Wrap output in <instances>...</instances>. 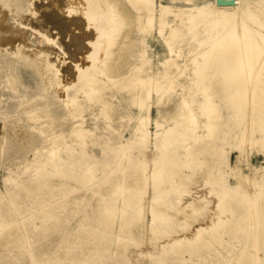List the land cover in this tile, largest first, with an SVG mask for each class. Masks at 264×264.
<instances>
[{"label":"rangeland","instance_id":"374dc122","mask_svg":"<svg viewBox=\"0 0 264 264\" xmlns=\"http://www.w3.org/2000/svg\"><path fill=\"white\" fill-rule=\"evenodd\" d=\"M9 1V5L7 6L10 9L11 6V8H15V4L12 3H16L19 0H14L15 2L13 0ZM21 1L26 4H24V6L30 8L29 9L26 7L24 10H22L23 12L21 11L22 14H18L22 17L26 16L24 18L33 16V14H31L33 13L32 10L34 11L35 7L41 2L40 0ZM154 2L156 8H158V5L161 4L173 7L177 6L180 8L185 7L186 11L188 10V7L190 8L191 4H199V7H201L202 10L205 9V15L208 17L209 15H215L216 18L221 16V14L219 15L218 13V7L221 6L231 8L229 12L224 14V18H230L232 11L233 13L235 12L232 17H234L236 21H240L245 15L243 13L245 10L240 11L238 7L240 0H154ZM249 2L250 3H247L246 1L242 2L241 8L245 7V9H247L248 7L249 14L253 12V15L255 14L254 16L259 15L263 17L261 14H264V2H260V0H249ZM203 4H205V7H202ZM1 5H3V3L0 0V16L3 17V15H6L8 21H12L14 18V9H10V11L9 9H6L8 8L7 6ZM66 9H68V7H66ZM27 11L30 13H27ZM188 12L190 13L191 9L188 10ZM74 15L77 18H81L79 15L73 13V16ZM186 16L188 17V15ZM202 17H200L198 20L196 19L198 22L197 28L192 25L196 30L201 29L206 18L208 19V17L205 16L206 18L203 20ZM221 19L223 18L221 17ZM166 21L169 22L170 25H176L180 23V21L175 20L171 14L167 15ZM196 21L193 23L186 21V23L190 25H187L188 27L186 26L187 30L179 25L175 31L176 34H174L175 37L173 40L171 39L174 35L170 33V30L165 26L166 28L164 29V33L165 35L169 36L168 39L172 42V45L170 41L166 40L167 43H169L166 44V41L159 37L157 34V29L154 27L149 28L145 24L143 26L138 24V33H136L138 40H134L135 42L133 40H127L132 44L134 43V46L131 47L130 51L138 50L136 51L138 52V58L139 53L144 48V55L148 60L145 65L147 66L148 70L151 71V73L146 76L143 75L145 81L147 78H151L149 81H146L148 88L151 85L148 90V94L150 96L147 95L148 99L147 97L145 99L149 101H146V103L152 102L156 96L155 89L153 91L152 88L154 85L153 81L155 79V77L152 76V73L157 71V67H159V70L163 69L160 67V65L165 57L169 58V60L171 59L168 62L169 68L167 70L171 74L172 72L175 73H173L174 75L172 74V77L175 79H173L175 81L174 83L177 85L175 86L174 91L180 93V97H182V94L184 95L182 98H185V100L188 102V105H190V108H192V111H194L192 113H194L195 116V121L191 122L192 124H189V128L184 129L187 133H190L191 137V139H188L186 142H184L187 143V145L193 144L192 137L194 135H200L202 133L206 134V130L200 126L203 124V122H205L206 117L200 112L201 110L199 102L204 101L205 95L209 94L211 95L210 97L212 100L210 101L211 105L222 104L218 94H216L215 91L213 92L212 88H208L206 92H203L198 90L196 87H193L191 84L192 80L190 79L192 78V75L190 73L192 70L190 69L194 66V60L196 59V62L201 60L202 52L199 50L203 51L208 46V40L207 42L204 40L206 38L204 35H207L206 33L200 32L196 38L192 35L195 31H189V29L192 28L191 24L195 25ZM251 21L252 22L249 23L250 20H246L245 24H248L253 29H257V25L253 23V20ZM237 25L240 31V25ZM83 29L84 28L74 31V36L81 38L82 35H87L89 33L88 29ZM262 31L264 33V28ZM51 32L55 31L52 30ZM51 32L48 30L46 34L48 35L50 33L49 35H51ZM186 32H188V37ZM30 35H33V33ZM30 35L28 36V40L32 42L31 45H33V47L37 46L39 39L38 36L35 34L34 36ZM190 36L194 38H189ZM50 37V39H54V45L57 46L56 48H58V51H60L58 52L59 56L65 59V65L58 63L62 61L59 56H57L53 62V54H51L49 59L52 63H55V65L57 63L59 67L63 69L65 68L64 66L68 67L69 63L74 64L80 62L77 59V54L75 57L71 55V51H67L66 49V45L68 44L66 42L71 39V35L69 36V39L67 38L65 40V42H62V40L59 38V35L55 36V33H52ZM117 42L118 40H114V43L108 47L109 51L116 48ZM8 47L10 46H7V49ZM169 47L173 48L176 53L178 52V57H173V55L169 53ZM4 48L6 47H0L1 50ZM81 49L84 51L83 48ZM1 50L0 70H4V62L1 58L3 56V52ZM7 51H10V53L14 52L13 48L11 49V47ZM194 51L196 52L194 53ZM196 53L200 55V57H198ZM66 55H71L70 60L72 62H69V57ZM251 56L252 54L250 57ZM172 57L174 59H172ZM172 61L174 64H176V67L175 65L172 66ZM246 61H243L246 68L243 71L244 73L246 72V74L243 73V77L246 75L247 79H243L242 76L240 79L242 78L243 81H248L246 83H248L250 86V79L253 71L247 77V71L249 69L247 67L249 62ZM139 63L140 62L138 60V64ZM71 66L72 65H69L68 69H71ZM180 69H182V71ZM179 71L181 72L179 73ZM16 72L21 83H13L8 74H6L4 71L0 72V207H4L6 211L8 210L9 212H12L10 221L11 223L9 222V224L17 225L15 230H13L15 232L18 230L19 231L17 233H11V231H13L11 230L6 233V236H12L13 233L18 236V241L16 240L9 246L3 245L0 240V264H193L198 262V260L201 261V264H237L238 261H235L236 255L233 257V260L230 261L229 256L233 253L238 254L236 249H240V246L244 250L249 251L252 255L257 253L256 256L259 255L263 257L264 120L261 123L260 128L257 127L258 129L256 128L252 132L251 128L248 126L249 124L247 125L248 127L245 125L246 123H249L246 121H249L250 119L247 114L250 116L251 113L249 109L251 108L252 102L250 99H247V96L251 93V89H249V87H247L245 90L247 93L250 91L248 95L244 91L245 99L242 110H245L244 113L246 112L244 114L245 118L240 123V125H238L244 126V130H242L241 134H238V129L234 127L236 125H233L231 120V115L229 114L230 110H223L221 115L224 116L226 124H224V129L222 131L225 130L226 137L222 142L216 140L217 137L222 136L221 133H217V135L214 137L215 139L211 137H205L202 142L205 143L206 141H210L211 144L213 143L214 147H218L219 149L217 148V150H214L211 154H207V152L200 154L198 157L199 163L196 164L195 162H192L191 157L187 156L186 161L190 164L188 166L187 164L186 166H183L184 164H182V162H185L183 157L184 150L179 145V142L182 141V138L179 135H170L164 141V143H162V146H170L171 148L169 149H176L174 154L178 159V166H176V170L173 169V171H171L172 175L167 178V180L164 178L161 179L162 172L160 173V168L159 171L158 169L155 171V169H153L151 166L149 159V153L155 150V132L157 130L160 132L161 129L171 125L169 122L164 123L161 126L162 128L160 127L161 129H156L154 127V120L158 117L157 109L154 106L150 105L148 111H146L144 107L139 108L138 104L129 105V103L126 101V93L123 91H115L118 99H122V107H125L128 116L125 117L123 121H121L124 123L123 132L121 134L122 136L119 139L113 138L108 140L110 135H108L106 133L107 131L103 128L105 119L99 112L98 104H95V101L92 100L89 102L87 101L84 105L85 127L86 129L90 130L91 135L85 138L83 149L75 145L73 151L81 153L82 150L86 154L84 161L82 164L80 163V166L82 169L89 168V173L87 175L84 174V180H75L70 179L66 175L62 174L60 170H55L54 167L47 166L48 168H45L44 170H38L37 172H32L31 168L33 166H31L29 169L24 168L23 164L25 162H31L34 165V155H45L46 146L39 141H34L31 146L26 145L28 143L23 137L24 133L22 134L23 129H21V126L24 125L30 128L37 126L39 129L41 126H43V123H41L42 118L34 121H28L26 119V114L23 111L24 108L19 105V98L24 95L25 91H28L29 93L35 92L42 80L33 70V68L29 67L28 65H24L22 62L16 63ZM67 78H69V76L62 77L60 82L62 85L65 84V86H61V84H59L61 87L59 85H54V87L51 85L49 87L52 88L48 87V90H56L57 94L60 95L59 90L61 89V95L65 94L63 88L67 86L70 87L69 84L72 83L70 82V79ZM68 91L71 93L70 96H72L73 90L68 89ZM76 97L77 101L82 103V94L77 92ZM262 109L264 110V104ZM138 114L146 115L148 118L147 130L149 134L148 139H145L146 142L144 140L141 141L142 139L140 136L139 140L138 136L132 132V127L137 122L136 118L138 117ZM217 114H219L218 111H215L212 114V117H216ZM121 122L117 121L116 124L121 125ZM213 122L216 123V120H213ZM41 129L47 130V127L44 126ZM235 134L236 136H234ZM18 139L21 142L20 146L25 147L26 150L24 153L21 150H18L16 152H19V155L14 154L12 157H10L5 152L4 141H7L6 143H14ZM67 143L73 145L71 140H68ZM138 149H141V153L144 155L137 153L139 152ZM69 154L70 152L62 147L53 154L52 160H54L60 167H65L68 163L67 159L72 161V157L68 158ZM177 154L179 155L177 156ZM120 155L123 156L121 157ZM134 155L137 158L132 157ZM139 160L143 164L138 163ZM147 173L148 176H146ZM42 174L47 178L43 184H38L36 182V178H33V176ZM106 175L107 180H105L102 185L97 187L96 184L98 183L99 179H102L103 176ZM170 180L171 182H169ZM173 180H177L176 185L173 186L172 189H169L171 192H168L169 197H171V199L174 201V205L176 206V208L172 209L170 212L173 218L168 224L164 226V229L159 227L153 229L149 227L151 216L149 215L150 213L148 214L147 212L151 206V197L160 190L171 188V184L175 182ZM61 182H66L67 185L70 186V189L67 192L62 193V190H60L59 184ZM237 183L240 185L238 184V187L235 188ZM226 186L233 189V191L228 192V198L235 197L233 201H237L240 204L242 203L241 205L244 208L246 207L245 224L243 225L242 229L234 231L231 235L229 233H222L219 235L221 237V241L213 242L212 239H210L212 243H209L205 247L199 244H191L187 249H184L180 246L177 247L175 245L169 246V248H167L168 251L166 252H161L158 249V244L163 236L165 237L167 235H171L172 233L176 232L177 230L179 231L182 229V227L184 228L186 226V231L185 229L183 231L185 232V235L190 238L192 228L195 224H202V226L209 228V222H211L212 217L216 216L218 212L219 215L225 216L228 212L224 209V205L215 206V204H217L216 202L218 198L215 194H209V192H221L224 188H226ZM172 190L175 191L174 194ZM194 190H198V194L203 196L200 200L201 202L208 201L209 203H205V205L201 203H195L198 202V197L196 198L197 200L192 197L191 193ZM259 191L262 193L256 199L255 194L257 192L259 193ZM43 192L48 195L40 198L39 195ZM123 194L129 197L131 200L129 204L133 207L124 203L122 199ZM177 198H181V201L179 199L178 200L180 202L176 200ZM228 198L223 199L224 203ZM187 200H192L191 202L193 203V207H188L186 210L182 211L181 207L185 206ZM194 200L196 201L194 202ZM194 203L196 205H194ZM124 205H126L125 208H123ZM197 205H203V208L201 207V210H198ZM108 209L115 211L117 214L122 209H130L132 214L136 216V220L131 222V224L127 227L128 234L123 237H119L118 235L117 237L120 238L118 240L116 239V235L119 228L120 217L119 215L113 216V219L110 221V223L107 222V219L110 216ZM193 209L195 210V213L197 212V214H194ZM100 210L101 212H99ZM198 211H202L203 213H199ZM181 212H183L182 215L185 213V216H182ZM187 212H189V214H187ZM43 215L47 217L44 221L42 220ZM138 215H144V218L138 220ZM200 215L204 216L200 217ZM192 217L194 218L193 220ZM187 218H189V220ZM174 219L175 221H173ZM203 223L206 226L203 225ZM192 224L193 226L191 227ZM2 226L0 224V234L4 233V230L2 231L1 228ZM96 236H100V239H96ZM101 236L105 237V239H103ZM102 246L105 249L103 252L99 251V248ZM254 249H256L257 252H255L256 250ZM181 251L183 252L181 253ZM256 256L254 257V260H252L253 258L251 259L252 261L250 260L251 264H259L260 260L256 259ZM250 262L248 264H250ZM263 262L264 260H261L260 264H264Z\"/></svg>","mask_w":264,"mask_h":264},{"label":"bare ground","instance_id":"6f19581e","mask_svg":"<svg viewBox=\"0 0 264 264\" xmlns=\"http://www.w3.org/2000/svg\"><path fill=\"white\" fill-rule=\"evenodd\" d=\"M1 1L4 6L9 5L10 2L9 0ZM40 1V4L35 7L34 11L31 9L33 12L31 13L33 14V16L30 15L31 17L24 18L26 16L22 17L18 15L19 13H21L22 10H24V8L27 7L24 6L25 3L21 0L17 1L16 3H12L15 4V8H11L12 6L10 7V9H14V18L12 17V21H8L6 15H3V17L0 16V47H6L2 50L0 49L3 52V56L1 58L4 62V70H0V72L4 71L6 74H8L9 78H11V81L13 83H21L16 72V63L22 62L24 65H28L29 67L33 68V70L39 75L42 80L41 84L37 87V90L35 92L29 93L28 91H25L24 95L19 98V105L24 108L23 111L26 114V119L28 121H34L42 118L41 123H43V126H41V128L44 126L47 127V130H42L41 128L38 129L37 126L31 128L24 125L21 126V129H23L22 134L24 133L23 137L28 143L26 144L27 146H31L34 141H39L45 144L46 146L45 155H34V165L31 162H25L23 164L25 169H29L31 166H33L31 168L32 172H37L38 170H44L48 167H54L55 170H60L62 174L66 175L70 179L84 180L83 176L84 174L87 175L89 173V168L82 169L80 163L82 164L86 154L82 150L81 153L73 151L75 145L83 149L85 144V138L91 135L90 130L86 129L85 127L84 105L87 101H95V104H98L100 114L105 119V124L103 128L107 131L106 133L110 135V138H108V140H111L113 138L119 139L122 136L121 134L124 128V123L121 121H123L124 118L128 115L125 107H122V99H118L116 95V92L118 91H123L126 93V101L129 103V105L138 104L139 108L144 107L146 111H148L150 105L154 106L157 109L158 113V117L154 120V127L156 129H161V126L164 123L170 122L171 124L168 127L161 129L160 132H158V130L155 132V150L149 153V159L153 169H155V171L158 169L159 171L160 168V173L162 172L161 179L164 178L165 180H167V178L172 175L171 171H173V169L176 170V166H178V159L174 154V152H176V149H169L171 148L170 146H162V143H164V141L170 135L177 134L182 138V141L179 142L180 147L184 150L183 157L185 159V162H182V164H184L183 166H186V164L188 166L190 163L186 161L187 156L191 157L192 162H195L197 164L199 163L198 157L200 154H204L206 152L207 154H211L214 150H217L218 147H214L213 143L211 144L210 141H206L205 143L202 142L205 137L214 138L217 133H221L222 136L217 137L216 140H218L219 142L224 141V138L226 137V132L225 130H222L224 129L223 127L226 123L224 120V116L221 115V112L223 110H230L229 114L231 115L233 125H236L234 127L238 129L237 133H242V130H244V126L238 125H240V123L245 118L244 114L246 112L244 113L245 110L243 111L242 108L244 106L243 102L245 99L244 93L246 92L245 90L247 87L251 89V93L250 91H248V93H250L249 95L246 92V94L248 95L247 99H250L252 103L250 102L251 108H248L251 111L250 116L247 114L250 119L248 118L249 121L246 122L249 123H246L245 125L247 126L249 124L248 126L249 128H251V132L257 127L260 128L261 123L264 120V110L262 109L264 104V33L262 31V29L264 28V14H261L263 17L259 15L254 16L255 14L253 15V12L250 11L251 14L248 13V7L247 9H245V7L241 8L242 2L246 1L247 3H250L251 1L249 2V0H240L238 7L240 11L245 10V12H243L245 15L243 18H241L240 21H236L235 18L232 17L235 13H233V11L232 14L230 12V18H224V14L231 10L230 7L225 6L218 7L219 9L216 7L219 10H217L219 15L221 14V16L216 18L215 15H209V17L205 15V9L203 8L204 10H202V8L199 7V4L197 5L194 3L191 4L190 8L188 7V10L191 9V12L189 13L188 10L186 11L185 7L180 8L177 6L173 7L159 4L158 8H156L154 0ZM260 2H264V0H260ZM203 6L205 7V4H203L202 7ZM66 7H68V9H66ZM6 9H9V7ZM27 13L30 12L27 11ZM73 13L79 15L81 18H77L75 15L74 17ZM168 14H171L175 18V20H179L180 23L178 22L179 24L170 25V23L166 21ZM186 15H188V17ZM204 15L208 17V19ZM200 17H202L203 20L206 18V20L203 23L204 25L202 26V28L196 30L195 28H197L198 24L196 19L198 20ZM221 17L223 19H221ZM246 20H250L249 23H251V20H253V23L257 25V29L251 28L248 24L246 25ZM186 21L191 23L196 21L195 25L190 23L191 26L193 25L195 26V28H193V26L192 28H190L191 30L188 28L189 31H195L192 34L194 37L197 38L198 33L203 32L207 34L206 36L204 35V37H206L204 40H206V42L208 40L207 48L203 51L199 50L202 52V59L200 58L201 60L196 62L197 60L194 58V66L191 65L193 66L190 69L192 70L191 73L189 71V73L192 75V78L190 79L192 80L191 84L193 87H196L198 90L203 92H206L208 88H212L213 92L215 91V93L218 94V97L222 101V104L220 105H211V95L206 94L204 101L199 102L201 110L200 112L206 117L205 122H203V124L200 126H202L203 129L206 130V134L202 133L200 135H194L192 137L193 144L188 145L184 142H186L188 139H191V137L190 133H187L184 129L189 128V124H192L191 122L195 121V116L194 113H192L194 111H192V108H190L188 102L185 100V98H182L184 97V95L182 94V97H180V93L174 91L175 86H177L174 83V77H172V74L174 72H172L171 74L167 70L169 68L168 62L171 59L169 60V58L165 57L160 65V67L163 69L159 70V67H157V71L155 73H152V76L155 77L153 81L154 85L152 84V88L153 91L155 89L156 96L152 102L146 103V101H149L145 99L146 97L148 99V90L151 87L150 85V87L148 88V84L146 83V81H149L151 78H147V80L145 81L143 75L146 76L151 73V71L148 70L147 66L145 65L148 60L147 57L144 55V48L139 53L138 58V52H136L138 50L130 51L131 47L134 46V43L132 44L130 41H127L138 40L136 37V33H138V24L140 26H143L145 24L149 28L154 27L155 29H157V34L159 35V37H161L165 41H170L168 39L169 36L165 35L164 29L167 27L170 30V33L174 35L176 34L175 31L177 30V27H179V25L187 30V27L190 25H188ZM237 24L240 25V31ZM81 28L88 29L89 33L87 35L81 34V38L75 37L74 31ZM48 30H50V32L52 30L55 31L51 32V35L52 33H55V36L59 35V38L62 40V42H65L67 38L69 39L70 35L72 36L70 37L71 39L66 42L68 43L66 45V49L67 51L69 50L72 52L71 55L75 57L76 54L78 55L77 59L78 61H80L79 63H69V65H72L71 69H68V64H66L68 65V67L64 66L65 59L59 56L58 52L60 51H58L59 49L56 48L57 46L54 45V39H50V33L48 34L49 36L46 34ZM32 33L33 35H30ZM186 33L188 37V32ZM34 34L38 36L40 40L38 39V45L33 47V45H31L32 42L28 40V36H34ZM174 37L175 35L172 37V39H170L173 40ZM191 37L192 36H190L189 38ZM114 40H118L116 48L114 50L109 51L108 47L114 43ZM166 44L169 43H167L166 41ZM7 46H10L11 49L13 48L14 52H8L7 50L10 47H8L7 49ZM81 48H83L84 51ZM168 51L171 55H173V57H178V52L176 53L173 48L169 47ZM195 52L196 51H194V53ZM51 54H53V62L55 61L54 59L59 56L62 61L58 60L60 61L58 63L64 64L63 66L66 69H61L57 63L56 65L55 63H52L49 59ZM251 54L252 56L250 57ZM70 56L67 57H69V62H72L70 60ZM173 57L172 59H174ZM198 57H200V55H198ZM138 60L140 62L139 64ZM246 60L249 62L247 67L249 68V72L247 71V77L253 71V74L251 75L250 79V86L248 85V83H246L248 81H243L244 78L245 80L247 79L246 75H244L243 77V71L246 69L243 61ZM174 62L172 63V66L175 65L176 67V64H174ZM182 69L180 70L182 71ZM181 71H179V73ZM244 74H246V72ZM67 76H69V78L67 79H70V82L72 83L69 84L70 87L67 86L63 88L65 94L61 95V89L59 90L60 95L57 94L56 90H48L49 88H52L49 87L51 85L54 86L61 84L60 82L62 77ZM241 76L243 77V79L241 78L242 80L240 79ZM61 86H65V84H61ZM68 89L73 90L72 96H70L71 93H69ZM77 92L82 94V103H79L80 101H77ZM215 111H218L219 114H217L216 117H212V114ZM136 119L137 122L133 125L132 132L136 134L138 138L140 136V138L142 139L141 141L144 140L146 142L145 139H148L149 134L147 130L148 118L146 115L138 114V117ZM213 120H216V123L213 122ZM117 121L121 122L122 124L117 125ZM234 136H236V134ZM68 140H71L73 142V145L68 144ZM4 142L5 152L10 157H12L14 154L19 155L20 153L16 152L18 150H21L23 153L26 150L25 147L20 146L21 142L19 141V139L16 140L14 143H6L7 141ZM62 147H64L68 152H70L68 158L72 157V161L67 159L68 163L65 167H60L54 160H52L53 154ZM138 150L139 152L137 153L142 154L141 149ZM178 155L179 154H177V156ZM132 157H135V155ZM138 163L143 164L140 160L138 161ZM146 176H148V173ZM33 178H36V182L38 184H43L47 177L43 176L42 174L38 176H33ZM106 178L107 175L103 176L102 179H99L96 186L99 187L100 185H102L105 180H107ZM169 182H171V180ZM176 182L177 180L172 184L170 183L171 188L160 190L158 193L156 192V194H153L154 196L152 195L150 201L151 206L149 205L150 208L147 211L148 214L150 213L149 215L151 216L149 221V227L153 229L156 227L164 229V226L168 224L170 220H172L173 216L170 212L172 209H175L176 206L174 205V201L171 199V197H169L168 192H171V190L169 189H172V187L176 185ZM238 184L239 183H237L235 188L238 187ZM59 188L60 190H62V193H64L70 189V186H68L66 182H61L59 184ZM231 191H233V189L226 186V188H224L221 192H209V194H215L218 198L216 202L217 204L213 203L215 204V206L224 205V209L228 212L225 216L219 215L218 212L216 216L212 217L211 222H209V228L202 226V224L197 225L198 223L194 226L192 224V232L191 234L189 233L191 235L190 238L187 237L185 235V232L183 231L184 229L186 231V226L184 228L182 227V229L179 230L181 232L176 229L177 231L172 233L171 235H167L165 237L163 236L164 239L162 238L163 240H160L158 244V249L161 252H166L168 251L167 248H169V246L174 245L187 249L188 246H190L191 244H199L205 247L209 243H212L210 239H212L213 242L221 241V237L219 235H221L222 233H229L231 235L234 231L242 229L243 225L245 224L246 207L244 208L241 205L242 203L240 204L237 201H233L235 197L228 198L229 196H227V194ZM174 192L175 191H173V194ZM261 193V191H259V193L257 192L255 194V198L257 199L258 196L261 195ZM44 194L45 192L41 193L39 195L40 198H43L44 196L48 195ZM191 194L192 197L195 199L198 197V202H195L197 200L196 199L194 200L195 203H201L204 205L205 203H209L208 201H200L203 196L198 194V190H194ZM224 198H228L227 200H225V203L223 200ZM122 199L126 205H130L129 203L131 202V200L127 195L123 194ZM178 199L179 198H177L176 200ZM188 201L189 200H187L185 206L181 207L182 211L186 210L188 207H191L193 205V203L191 202L192 200L189 202ZM195 203L194 205H196ZM126 205H124L123 208H125ZM202 206L203 205H199L198 210H201ZM108 211L110 216L107 219V222L110 223V221L113 219V216L119 215L120 217L119 228L116 235V239L118 240L120 239L117 237L118 235L119 237H123L128 234L127 227L131 224V222L136 220V216L132 214L130 209H122L118 212V214L115 211H111L110 209H108ZM99 212H101V210ZM182 213L183 212H181V215ZM187 214H189V212H187ZM194 214H197V212L195 213V210ZM11 215V211H6L4 207H0V224L1 226L3 225L1 227L2 231L4 230V233L0 234V240L5 246H9L16 240L18 241V236L14 233V235L12 234V236H6V233L8 231H11L13 229L15 230V228L17 227V225L15 224H9V222L11 221ZM203 216L200 215V217ZM193 217L192 220L194 219ZM42 218V220L44 221L47 217L43 215ZM143 218L144 215H138V220ZM187 219L189 220V218ZM173 221H175V219ZM203 225L205 224L203 223ZM14 230L11 231V233L15 232ZM96 239H100V236H96ZM103 239H105V237H103ZM99 251H105L104 247H100ZM236 251L238 252V254L233 253L232 255H230L229 261L233 260V257L236 255L235 261H238L237 264H248L252 258V260L255 259L254 257L257 254L256 253L252 255L249 251L244 250L241 246L240 249H236ZM182 252L183 251H181V253ZM255 252H257V250ZM262 256L263 257L259 255L256 256V259L260 260L259 264L261 260H264V255ZM193 264H201V261L198 260V262Z\"/></svg>","mask_w":264,"mask_h":264}]
</instances>
